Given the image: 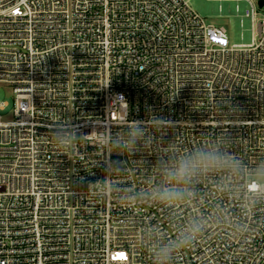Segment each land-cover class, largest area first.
I'll return each mask as SVG.
<instances>
[{"label": "built area", "instance_id": "2783aa9c", "mask_svg": "<svg viewBox=\"0 0 264 264\" xmlns=\"http://www.w3.org/2000/svg\"><path fill=\"white\" fill-rule=\"evenodd\" d=\"M246 1L252 40L229 45L186 0H0V83L14 94L0 117V264H153L151 230L170 239L192 223L175 264H264V16ZM131 121L147 144L114 152L108 131ZM202 144L241 171L202 177L191 200L140 197L159 160Z\"/></svg>", "mask_w": 264, "mask_h": 264}, {"label": "clouds", "instance_id": "9594fccd", "mask_svg": "<svg viewBox=\"0 0 264 264\" xmlns=\"http://www.w3.org/2000/svg\"><path fill=\"white\" fill-rule=\"evenodd\" d=\"M154 124H162V119H153ZM106 144L117 153H132L141 143L147 144L148 134L145 125L141 121H131L127 132L113 134L108 131L105 137ZM109 163L116 171L122 170V161H113L109 157ZM158 171L160 182L150 192L141 193L140 197H153L156 200L168 204L191 200L195 197V184L211 173H218L222 180L230 177L232 173H239L242 162L231 153L223 151L215 144H202L193 146L191 150L178 154L170 160H159ZM258 174L264 178V168L258 170ZM104 190H110L112 185L107 181L100 182ZM257 190L264 188V184L256 182ZM151 237L147 240L148 250L151 253L153 264H175V255L189 247L199 233V225L192 223L188 228L176 237L165 239L164 233L151 230Z\"/></svg>", "mask_w": 264, "mask_h": 264}, {"label": "rangeland", "instance_id": "374dc122", "mask_svg": "<svg viewBox=\"0 0 264 264\" xmlns=\"http://www.w3.org/2000/svg\"><path fill=\"white\" fill-rule=\"evenodd\" d=\"M191 9L196 12L206 24L221 26L226 30L229 45L249 44L252 40L251 18L245 16L246 11L250 12L251 7L246 0H186ZM255 5L257 17L264 16V6L259 7L258 0H251ZM5 102L6 106L0 110V117L3 121L11 119L14 94L12 89L0 83V103ZM264 183V178L258 179ZM4 188L0 186V192Z\"/></svg>", "mask_w": 264, "mask_h": 264}, {"label": "water", "instance_id": "95a60500", "mask_svg": "<svg viewBox=\"0 0 264 264\" xmlns=\"http://www.w3.org/2000/svg\"><path fill=\"white\" fill-rule=\"evenodd\" d=\"M257 4H258L259 7L264 6V0H258Z\"/></svg>", "mask_w": 264, "mask_h": 264}]
</instances>
